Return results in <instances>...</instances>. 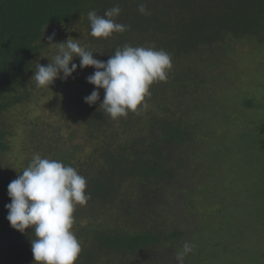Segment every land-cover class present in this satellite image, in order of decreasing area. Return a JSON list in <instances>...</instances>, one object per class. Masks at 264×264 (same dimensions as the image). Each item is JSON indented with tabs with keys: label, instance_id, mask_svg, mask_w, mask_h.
Here are the masks:
<instances>
[{
	"label": "trees",
	"instance_id": "16d2710c",
	"mask_svg": "<svg viewBox=\"0 0 264 264\" xmlns=\"http://www.w3.org/2000/svg\"><path fill=\"white\" fill-rule=\"evenodd\" d=\"M114 7L121 12L113 19L126 30L107 39L91 36L88 12L102 16ZM53 33L52 43L77 39L104 62L129 45L163 50L172 66L165 80L150 86L146 107L113 120L100 108L104 89L94 105L85 103L96 88L87 81L92 66L35 87L37 63L48 65L59 49L47 39ZM245 43L264 45V0H0V264H34L35 234L13 229L5 205L9 183L37 153L86 178L90 199L73 214L82 248L76 264H179L182 249L175 242L189 235L193 251L184 264H264V247H238L247 236L238 218L247 212L245 200L235 202L234 195L231 211L213 210L231 183L224 174L250 171L248 191L258 187L264 213V123H248L239 136L223 137L224 144L212 135L220 121L212 95L238 85L227 64ZM39 92L52 96L49 104L62 120L41 117L33 101ZM228 110L233 106L225 105ZM254 146L258 154H251ZM238 156L239 172L230 163ZM223 162L229 170L215 175ZM224 177L228 185L217 186L215 179L223 183Z\"/></svg>",
	"mask_w": 264,
	"mask_h": 264
},
{
	"label": "clouds",
	"instance_id": "9594fccd",
	"mask_svg": "<svg viewBox=\"0 0 264 264\" xmlns=\"http://www.w3.org/2000/svg\"><path fill=\"white\" fill-rule=\"evenodd\" d=\"M139 11L145 13L143 4ZM120 12L119 7L107 10L102 16L94 10L89 11L90 35L107 39L114 33L124 32L126 26L113 19ZM47 39L49 44H58L59 49L48 65L37 63L32 77L35 87H50L61 74L66 80L78 68L92 66L96 71L87 81L96 88L84 98L85 103L94 105L100 99L99 89H104L100 108L113 120L137 112L142 104L146 107L144 101L150 94V86L165 80L172 66L167 52L151 47L125 45L104 62L95 59L94 53L81 47L77 39L52 43L55 33ZM76 57L80 58L79 65L73 63ZM20 173L8 185L11 203L5 207L11 227L22 234L29 229L34 232L35 239H31L34 264H76L82 248L72 231L73 214L77 205H85L90 199L86 193V178L74 167L42 158L38 153ZM192 251L193 245L185 242L182 250L176 253L179 264H184L185 257Z\"/></svg>",
	"mask_w": 264,
	"mask_h": 264
},
{
	"label": "rangeland",
	"instance_id": "374dc122",
	"mask_svg": "<svg viewBox=\"0 0 264 264\" xmlns=\"http://www.w3.org/2000/svg\"><path fill=\"white\" fill-rule=\"evenodd\" d=\"M238 59L234 62V60H230V62L227 64L229 68L232 69V77L238 78L236 82L238 83L237 86H235L234 90L231 91L228 94H225V92H221L219 95H212L213 101H217V109H218V117L219 122H216L218 125V129L215 132L212 133L213 138H219L221 142L227 143L228 141H223V137L228 136L230 134L232 137H237L240 134L243 133L244 129L249 128L248 123H254V121L261 123H264V104L263 106L259 107L261 103H264V45L263 46H255L251 44H243L238 46V53L236 54ZM237 77H236V75ZM235 84V83H234ZM225 85L223 86V88ZM38 91V90H37ZM34 98V97H33ZM216 99V100H215ZM228 99V100H227ZM246 99H250V102H247ZM52 100V96L49 95L47 92H39L38 96L33 101L35 104L40 106L42 116L41 117H47V118H56V120H60V115L56 114L55 106H52L49 104V101ZM33 103V102H32ZM225 105L227 107L233 106V110L229 111V114H225ZM221 117V119H220ZM225 119L226 122L228 120H231L229 125H225ZM62 120V119H61ZM46 120L43 119L40 121V124H45ZM251 128V127H250ZM244 138V137H243ZM241 139V141L243 140ZM206 139V138H205ZM251 139H248V142H250ZM202 142H205V140H202ZM245 142V141H244ZM243 142V143H244ZM242 143V144H243ZM218 148V147H217ZM255 151L251 154H258L256 151L258 150L257 147H255ZM208 149L209 152L211 151V147ZM252 159H255V156ZM258 156H256L257 158ZM240 158L238 156V159L236 161L231 160L230 163L235 164V168L237 172H239L238 169L240 165ZM217 174L215 175H221L222 171L229 170V167L227 166V162H223V165L217 166ZM233 170V169H232ZM250 172V171H249ZM249 172H241V173H233L230 174L227 177V174L225 173L224 176L228 178L231 183L229 184L228 188H225V197L219 201L221 203H215L213 204V210L215 209H224L225 211H231L233 208V203L230 201L228 202V199H231L232 196L235 195L234 201L237 202L239 200L247 203V206L244 208L247 212L243 215L238 217L240 220V223L244 224L243 230L244 235L241 237V242L239 244V248L246 250L247 248H252L255 250V248H258L261 251V248L264 247V223L261 222V219L264 218L263 211L260 210L258 207L263 201H261L259 198L260 190H258L257 186H253L252 193H250L251 189V183L249 182V179H252V175H249ZM209 176L212 175L208 172ZM255 175V174H254ZM205 176V171H204ZM223 176V173H222ZM235 180L233 179V177ZM225 177L223 178V183L221 180H218V178L215 179V183L219 187H225ZM235 183L236 185H233L232 183ZM239 185V186H238ZM238 186V187H236ZM236 187V188H235ZM204 189H208L207 180H204V186L202 187ZM255 189V190H254ZM244 191V192H243ZM259 191V192H258ZM228 193L230 196H228ZM253 196V198H251ZM225 199V201H224ZM216 200V199H215ZM201 202L199 199H197V203ZM225 202V203H224ZM223 203V204H222ZM255 204V206H254ZM245 203H243L241 206L243 207ZM229 206V207H228ZM249 210V211H248ZM211 208L208 209L207 214L210 215ZM190 217V222L192 223V226L197 224L194 218L192 217V213H187ZM196 216L199 217L201 220H204L205 217L201 216L199 213L196 212ZM201 228V227H200ZM200 228H197L199 230ZM230 231L225 230V233L228 234ZM263 233V234H262ZM213 235V234H212ZM251 236V237H250ZM206 237V236H204ZM218 236H215L217 238ZM228 238V237H227ZM223 242H225V237H222ZM192 237L184 236L180 240H177L175 242L177 250L179 248H183V244L185 242H189L191 244ZM226 245H230V242H226ZM225 249V248H224ZM250 251V250H248ZM229 255V254H228ZM240 258V256H238ZM176 260V259H175ZM241 263V260L239 261Z\"/></svg>",
	"mask_w": 264,
	"mask_h": 264
}]
</instances>
